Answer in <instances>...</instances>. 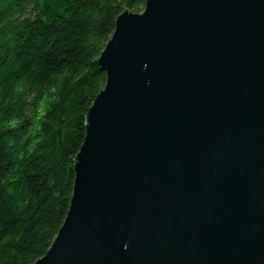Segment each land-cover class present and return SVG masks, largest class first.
Returning a JSON list of instances; mask_svg holds the SVG:
<instances>
[{"label":"water","instance_id":"water-1","mask_svg":"<svg viewBox=\"0 0 264 264\" xmlns=\"http://www.w3.org/2000/svg\"><path fill=\"white\" fill-rule=\"evenodd\" d=\"M98 64L69 210L34 264H264V0H147Z\"/></svg>","mask_w":264,"mask_h":264},{"label":"trees","instance_id":"trees-1","mask_svg":"<svg viewBox=\"0 0 264 264\" xmlns=\"http://www.w3.org/2000/svg\"><path fill=\"white\" fill-rule=\"evenodd\" d=\"M147 0H0V264L44 257L67 216L98 64Z\"/></svg>","mask_w":264,"mask_h":264}]
</instances>
